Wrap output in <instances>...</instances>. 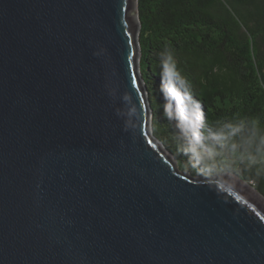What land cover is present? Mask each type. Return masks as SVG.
<instances>
[{
  "label": "water",
  "instance_id": "95a60500",
  "mask_svg": "<svg viewBox=\"0 0 264 264\" xmlns=\"http://www.w3.org/2000/svg\"><path fill=\"white\" fill-rule=\"evenodd\" d=\"M135 7L0 0V264H264V193L154 134Z\"/></svg>",
  "mask_w": 264,
  "mask_h": 264
},
{
  "label": "trees",
  "instance_id": "16d2710c",
  "mask_svg": "<svg viewBox=\"0 0 264 264\" xmlns=\"http://www.w3.org/2000/svg\"><path fill=\"white\" fill-rule=\"evenodd\" d=\"M138 18L154 134L182 170L264 193V0H138Z\"/></svg>",
  "mask_w": 264,
  "mask_h": 264
},
{
  "label": "rangeland",
  "instance_id": "374dc122",
  "mask_svg": "<svg viewBox=\"0 0 264 264\" xmlns=\"http://www.w3.org/2000/svg\"><path fill=\"white\" fill-rule=\"evenodd\" d=\"M136 1L137 0H134V8H133V10H132V15L134 16V19L137 21V9H136V7H135V5H136ZM196 119H200L198 116H196L195 117V120ZM199 121V120H198Z\"/></svg>",
  "mask_w": 264,
  "mask_h": 264
},
{
  "label": "bare ground",
  "instance_id": "6f19581e",
  "mask_svg": "<svg viewBox=\"0 0 264 264\" xmlns=\"http://www.w3.org/2000/svg\"><path fill=\"white\" fill-rule=\"evenodd\" d=\"M249 188V187H248Z\"/></svg>",
  "mask_w": 264,
  "mask_h": 264
}]
</instances>
